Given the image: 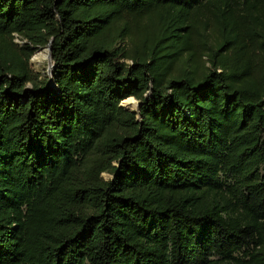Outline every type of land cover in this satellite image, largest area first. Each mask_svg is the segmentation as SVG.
Masks as SVG:
<instances>
[{
    "label": "trees",
    "instance_id": "16d2710c",
    "mask_svg": "<svg viewBox=\"0 0 264 264\" xmlns=\"http://www.w3.org/2000/svg\"><path fill=\"white\" fill-rule=\"evenodd\" d=\"M0 264H264V0H0Z\"/></svg>",
    "mask_w": 264,
    "mask_h": 264
},
{
    "label": "bare ground",
    "instance_id": "6f19581e",
    "mask_svg": "<svg viewBox=\"0 0 264 264\" xmlns=\"http://www.w3.org/2000/svg\"><path fill=\"white\" fill-rule=\"evenodd\" d=\"M49 61H50V59L48 57V49L47 48H45L43 51L37 53L36 62L39 64V66H42V67L46 66L47 63L49 64ZM48 76H49V74H48ZM123 104L126 107L132 108V109H135L137 107L136 101L132 98L123 101Z\"/></svg>",
    "mask_w": 264,
    "mask_h": 264
},
{
    "label": "rangeland",
    "instance_id": "374dc122",
    "mask_svg": "<svg viewBox=\"0 0 264 264\" xmlns=\"http://www.w3.org/2000/svg\"><path fill=\"white\" fill-rule=\"evenodd\" d=\"M17 42H19V43H22V44H24V41H22V40H20L19 38L16 40ZM45 48H42V49H40L39 51H37L36 53H35V55L33 56V58H32V60H31V65H32V69L34 70V71H36V72H40V73H42L43 75H47L48 76V74H49V76H50V72L48 71V63L46 64V66H39V64L36 62V55H37V53L38 52H41V51H43ZM43 68V69H42ZM129 99H131V98H129ZM132 99H134V97H132ZM135 101H136V103H138V101L139 100H137L136 98L134 99ZM128 108V107H127ZM137 108V107H136ZM135 108V109H136ZM129 109H132V108H129ZM104 177H106V178H109L110 177V175H108V174H104Z\"/></svg>",
    "mask_w": 264,
    "mask_h": 264
},
{
    "label": "water",
    "instance_id": "95a60500",
    "mask_svg": "<svg viewBox=\"0 0 264 264\" xmlns=\"http://www.w3.org/2000/svg\"><path fill=\"white\" fill-rule=\"evenodd\" d=\"M47 49H48V57H49V59H50V61H49V65H48V71L50 72V80L48 81V85L50 86L51 84H52V82H53V80H52V71H53V69H54V67H55V63H54V61H53V57H52V54H51V52H52V48H51V42L47 45V47H46ZM35 55V54H34ZM33 55V56H34ZM33 58V57H32ZM32 58H31V60H32ZM130 98V97H129ZM134 99H135V97H134ZM124 101V100H123ZM123 101H122V103H121V105L122 106H124L126 109H129V108H127L124 104H123ZM139 107H140V102L138 101V103H137V108L136 109H129V110H131V111H138L139 110Z\"/></svg>",
    "mask_w": 264,
    "mask_h": 264
}]
</instances>
